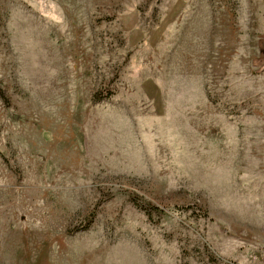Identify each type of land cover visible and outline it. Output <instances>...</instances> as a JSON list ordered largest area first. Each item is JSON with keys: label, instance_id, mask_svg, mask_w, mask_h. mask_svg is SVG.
Returning a JSON list of instances; mask_svg holds the SVG:
<instances>
[{"label": "rangeland", "instance_id": "obj_1", "mask_svg": "<svg viewBox=\"0 0 264 264\" xmlns=\"http://www.w3.org/2000/svg\"><path fill=\"white\" fill-rule=\"evenodd\" d=\"M0 264H264V0H0Z\"/></svg>", "mask_w": 264, "mask_h": 264}]
</instances>
